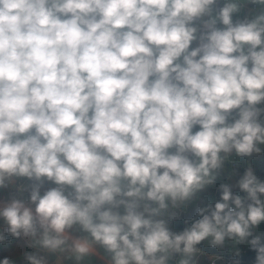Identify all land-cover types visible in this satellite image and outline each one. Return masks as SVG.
I'll return each instance as SVG.
<instances>
[{"label":"clouds","instance_id":"obj_1","mask_svg":"<svg viewBox=\"0 0 264 264\" xmlns=\"http://www.w3.org/2000/svg\"><path fill=\"white\" fill-rule=\"evenodd\" d=\"M261 105L264 0H0V264H264Z\"/></svg>","mask_w":264,"mask_h":264},{"label":"built area","instance_id":"obj_2","mask_svg":"<svg viewBox=\"0 0 264 264\" xmlns=\"http://www.w3.org/2000/svg\"><path fill=\"white\" fill-rule=\"evenodd\" d=\"M225 2V0H220V5H222L223 3ZM261 6H257V5H254L253 8L256 11H258L260 9ZM234 19H237L235 14H234ZM262 107H264V105H261ZM261 119L264 120V117H261ZM264 153L261 154V158L260 160L264 162ZM234 160H236L238 163H239V171L238 173H236V175L233 177L232 180H228L227 179V176L226 177H222L223 175L222 174H226L224 172H222L221 174V177L217 179L216 183L214 185H211L210 188L213 190V193L214 196H217V191H220L219 190V185L221 183H229V184H232L233 187H232V191L234 194H239V195H244V193H242L236 186H235V182H236V179L238 178L239 175H242L244 169L247 167V164H248V161H243V160H240V158H236V157H233ZM227 169L231 171V165L229 166H226ZM254 170H255V167H254ZM256 172V171H255ZM261 179H264V175H262V177H260ZM22 183H28V181L26 180H23L21 181ZM48 187H51L50 184H45L44 185V188L41 189V194H43V191L44 189L48 188ZM10 194H15V189L14 187H10V189L5 192V193H1L0 194V205L3 204V202L7 201L8 199H10ZM23 199H27L28 198V194L27 192H25L22 197ZM207 203H213L214 202H207ZM205 203V204H207ZM200 208V207H199ZM199 208H196L195 210H192V213L190 214L191 216L194 214L196 215L197 214V210ZM177 215L175 217H172L171 220H170V225L172 227L175 226L176 223H178V221H180L182 219V216L184 214H188V212L190 211L189 207L187 208H180V209H177ZM3 227V220L2 218H0V229H2ZM200 247H204V248H208L206 246H200ZM243 252H246V250H243V247H242V253ZM234 253V249L232 248H228V250H213L211 248L208 249V254L206 255H202L199 257L200 261H201V264H210V258L215 256L216 254H221L223 256V264H229L230 261H232L235 257L233 255ZM247 262H250L249 264H252V262L250 260H247V261H241L240 260V264H243V263H247Z\"/></svg>","mask_w":264,"mask_h":264},{"label":"crops","instance_id":"obj_3","mask_svg":"<svg viewBox=\"0 0 264 264\" xmlns=\"http://www.w3.org/2000/svg\"><path fill=\"white\" fill-rule=\"evenodd\" d=\"M253 6L254 5H248L247 7L242 9V11L240 13L235 14L236 18H243L245 15L254 14L255 10H254ZM250 10H251V12H250ZM218 26L222 27V25H219V24H218ZM260 158H261V154L260 155H253V157L251 158V164H252L253 168L255 167V171H256L255 173L258 175V177H262V175H264V170L260 171V169L264 168V162L261 161ZM262 159H264V158H262ZM240 160L248 161V158H240ZM229 171H230V169L228 170L226 167L225 170L223 171L226 174H222L223 175L222 177H226ZM48 184H50V183H48ZM50 186L52 187L53 185L50 184ZM10 187L7 189H0V194L7 192L10 189ZM212 193H213V190L210 188V186H208L207 189L202 193L201 199L194 202L192 205L189 206L190 211L188 212V214L187 215L184 214L182 216V219L174 226V229H172V230L175 232L182 231L183 228L186 226L185 225L186 221H188L190 223L192 220L199 218L197 216V214L196 215L193 214L192 216L190 215L192 213V210H195L196 208L201 207L202 205H204L207 202H214L215 203L217 200L220 199V195H221L220 191L217 192V194H216L217 196H214V194H212ZM178 226L179 227L183 226V228L179 229ZM1 246H3V245H0V248H1ZM202 246L208 247L207 243H205ZM213 250H216V249H213ZM217 250H228V248L217 249ZM25 251H28V249L24 248L22 245L17 246L16 242L13 241V243L11 245H5L4 250H0V257H2L4 255H10L13 258H20ZM50 259L54 261L55 257H53V258L50 257ZM92 259L95 261V257H93ZM249 263L250 262L243 263V264H249ZM25 264H26V262H25ZM96 264H99V262L97 261Z\"/></svg>","mask_w":264,"mask_h":264},{"label":"water","instance_id":"obj_4","mask_svg":"<svg viewBox=\"0 0 264 264\" xmlns=\"http://www.w3.org/2000/svg\"><path fill=\"white\" fill-rule=\"evenodd\" d=\"M218 192V191H217ZM54 256H52L53 258ZM239 260L241 261H247V260H250L253 264H255V253L252 252V251H246V252H243L240 257H239Z\"/></svg>","mask_w":264,"mask_h":264},{"label":"flooded vegetation","instance_id":"obj_5","mask_svg":"<svg viewBox=\"0 0 264 264\" xmlns=\"http://www.w3.org/2000/svg\"><path fill=\"white\" fill-rule=\"evenodd\" d=\"M177 215V211L175 210V215L173 216V217H175ZM179 222V221H178ZM177 224V223H176ZM175 224V225H176ZM169 227H170V229L172 230V229H174V227H172L171 225H170V223H169ZM179 227V226H178Z\"/></svg>","mask_w":264,"mask_h":264},{"label":"rangeland","instance_id":"obj_6","mask_svg":"<svg viewBox=\"0 0 264 264\" xmlns=\"http://www.w3.org/2000/svg\"><path fill=\"white\" fill-rule=\"evenodd\" d=\"M4 248H5V245L1 246L0 250H4Z\"/></svg>","mask_w":264,"mask_h":264},{"label":"trees","instance_id":"obj_7","mask_svg":"<svg viewBox=\"0 0 264 264\" xmlns=\"http://www.w3.org/2000/svg\"><path fill=\"white\" fill-rule=\"evenodd\" d=\"M262 120H263V119H262ZM257 165H258V164H257ZM263 170H264V168H263V169H260V171H263ZM181 228H183V226H182V227H181V226L179 227V229H181Z\"/></svg>","mask_w":264,"mask_h":264}]
</instances>
